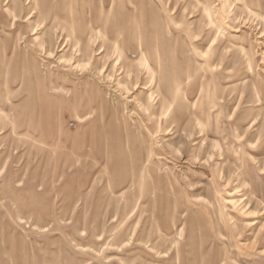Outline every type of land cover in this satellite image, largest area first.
I'll list each match as a JSON object with an SVG mask.
<instances>
[{
  "label": "rangeland",
  "instance_id": "obj_1",
  "mask_svg": "<svg viewBox=\"0 0 264 264\" xmlns=\"http://www.w3.org/2000/svg\"><path fill=\"white\" fill-rule=\"evenodd\" d=\"M0 264H264V0H0Z\"/></svg>",
  "mask_w": 264,
  "mask_h": 264
},
{
  "label": "bare ground",
  "instance_id": "obj_2",
  "mask_svg": "<svg viewBox=\"0 0 264 264\" xmlns=\"http://www.w3.org/2000/svg\"><path fill=\"white\" fill-rule=\"evenodd\" d=\"M147 62V61H146ZM231 203H233L234 204V201H231Z\"/></svg>",
  "mask_w": 264,
  "mask_h": 264
}]
</instances>
